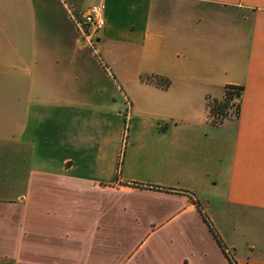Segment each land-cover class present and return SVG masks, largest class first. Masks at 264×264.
Listing matches in <instances>:
<instances>
[{
  "label": "crops",
  "instance_id": "obj_1",
  "mask_svg": "<svg viewBox=\"0 0 264 264\" xmlns=\"http://www.w3.org/2000/svg\"><path fill=\"white\" fill-rule=\"evenodd\" d=\"M81 1L38 6L78 65L51 88L58 98L43 94L60 109L51 162L34 134L5 125L19 73L0 72V264H264V0ZM97 2L92 45L72 17ZM82 42L111 73L84 66ZM129 68L151 77L129 82ZM32 72L21 69L27 114ZM227 84L243 87L240 112L212 125L206 100Z\"/></svg>",
  "mask_w": 264,
  "mask_h": 264
},
{
  "label": "rangeland",
  "instance_id": "obj_2",
  "mask_svg": "<svg viewBox=\"0 0 264 264\" xmlns=\"http://www.w3.org/2000/svg\"><path fill=\"white\" fill-rule=\"evenodd\" d=\"M48 1L52 4L56 3L63 5V3H68L70 0ZM90 1L91 0L81 1L83 9ZM41 2L42 0H0V72L3 73L6 69H10L12 72L17 71L19 73L18 97H16V106L13 107L12 113L13 122L5 123V125L8 124L13 130L17 128L19 133L25 130L29 134H34L37 148H40L39 150L43 153L49 151V159L51 162V160L57 158L60 153L58 144L60 109L54 104L43 108L41 106L43 94L45 92L48 95H52L53 98H58L57 91H53L51 88L58 85L62 79L70 81L68 76H66L67 73L64 71L72 70L73 67H78V65L74 63V61L66 58V55L55 44V41H60L58 35H60L61 27L56 21H53V18H48V12L46 10L39 9L40 7L38 6ZM79 13L80 11L78 14ZM74 16H77V14ZM78 43H80V41H78ZM82 43L84 66H88V60H90L94 66L93 58H95L98 66L106 69L107 73H111L109 72L110 69L106 62V53L100 52L99 55L96 54L95 56L93 55V57L91 55V47L90 50L84 42ZM12 44L16 45V53L13 51ZM126 66L129 67L127 63ZM27 67L33 70L32 74L35 84V89L30 95L34 102L33 106L30 108L29 114H27L28 106L26 99H28V96L25 91L26 85L24 83L31 82V77L27 80L26 74L21 76V69L24 68L26 70ZM133 73L134 72H131L129 68L128 73L125 75V78L128 79L129 82H137V80H134L135 78L146 80L151 77ZM116 81H118L117 78ZM139 90V88H132L130 91L131 97L129 96V100L135 99L137 105L139 101L147 98V96L145 97L143 95L146 93ZM3 96L6 97V94L3 93ZM119 101V104L124 106L123 102H121V100ZM131 107L134 111L135 105L133 103H131ZM3 109L7 110V108ZM17 109L18 112L14 114V111ZM102 119L103 117L98 115V117L93 118V123L99 122L101 124ZM128 121L129 119L126 120L127 123ZM123 123L124 121L122 120V124ZM85 125H88L87 121ZM115 125L114 121L107 123L109 128L116 127ZM1 130L5 132L7 129L2 128ZM46 132L50 134V139L44 142L41 136ZM137 139L136 137H130L128 135L126 147H131L132 142H137ZM124 145V142L121 141L120 147L123 148ZM1 264L10 263L3 262Z\"/></svg>",
  "mask_w": 264,
  "mask_h": 264
},
{
  "label": "trees",
  "instance_id": "obj_3",
  "mask_svg": "<svg viewBox=\"0 0 264 264\" xmlns=\"http://www.w3.org/2000/svg\"><path fill=\"white\" fill-rule=\"evenodd\" d=\"M150 82L163 86L161 83V77L155 76ZM168 84L166 80L165 86ZM243 87L241 85L227 84L224 86L223 94L220 98L209 96L206 100V109L208 120L212 125L221 124L226 118H237L240 112V99ZM212 232L213 229L211 228ZM215 235V234H214ZM217 238V236L215 235ZM220 246L221 242L218 239ZM223 248V246H222ZM229 264H235L234 261L229 258Z\"/></svg>",
  "mask_w": 264,
  "mask_h": 264
},
{
  "label": "built area",
  "instance_id": "obj_4",
  "mask_svg": "<svg viewBox=\"0 0 264 264\" xmlns=\"http://www.w3.org/2000/svg\"><path fill=\"white\" fill-rule=\"evenodd\" d=\"M103 12L104 4L97 2L87 7L78 16L72 17V21L83 39L92 42L95 35L102 30L104 26Z\"/></svg>",
  "mask_w": 264,
  "mask_h": 264
}]
</instances>
